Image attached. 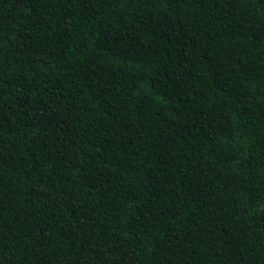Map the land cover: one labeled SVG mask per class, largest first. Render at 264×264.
Masks as SVG:
<instances>
[{
	"label": "trees",
	"instance_id": "1",
	"mask_svg": "<svg viewBox=\"0 0 264 264\" xmlns=\"http://www.w3.org/2000/svg\"><path fill=\"white\" fill-rule=\"evenodd\" d=\"M0 264H264V0H0Z\"/></svg>",
	"mask_w": 264,
	"mask_h": 264
}]
</instances>
